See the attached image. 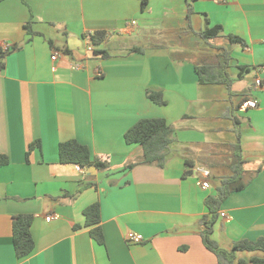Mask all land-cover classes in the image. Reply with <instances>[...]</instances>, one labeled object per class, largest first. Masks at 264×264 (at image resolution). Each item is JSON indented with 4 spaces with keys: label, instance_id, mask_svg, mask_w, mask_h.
<instances>
[{
    "label": "crops",
    "instance_id": "crops-1",
    "mask_svg": "<svg viewBox=\"0 0 264 264\" xmlns=\"http://www.w3.org/2000/svg\"><path fill=\"white\" fill-rule=\"evenodd\" d=\"M190 4L194 30L221 26L217 44L230 51L232 66L254 69V79L234 78L231 91L200 84L195 64L215 52L188 32ZM131 21L137 25L125 33ZM98 31L107 36L93 47L107 58L87 50ZM229 35L244 44H230ZM6 44L0 264H220L204 244L203 221L212 216L207 199L231 174L237 135L247 186L222 203L211 238L227 251L264 239V0H0V49ZM148 91L161 93L166 104L151 101ZM251 99L258 107L240 111ZM148 118L174 129L163 166L142 164L143 147L125 142L126 132ZM70 140L109 168L80 172L62 164L59 147ZM197 167L211 171L207 190ZM96 203L100 223L88 226L84 210ZM19 215L33 217L35 248L23 259L12 234ZM129 232L144 241L128 242ZM240 253L238 260L263 256Z\"/></svg>",
    "mask_w": 264,
    "mask_h": 264
},
{
    "label": "trees",
    "instance_id": "trees-1",
    "mask_svg": "<svg viewBox=\"0 0 264 264\" xmlns=\"http://www.w3.org/2000/svg\"><path fill=\"white\" fill-rule=\"evenodd\" d=\"M145 5V3H144ZM192 5H189V15L187 18V30L196 37L199 42L205 44L215 54L205 55L202 65L195 64V71L199 77L200 84H214L224 85L231 91L233 85V79L230 77L229 70L232 66V56L230 51L217 43L224 38L223 28L221 26L207 27L204 30L196 31L192 27L193 15ZM26 29L28 33L32 32V22H30ZM106 33L103 31L95 32L90 36L93 45L99 46L106 39ZM226 40L230 44H244V41L239 37L229 35L226 36ZM158 47H165L164 45H158ZM138 52H144L143 49H134ZM173 52V51H172ZM92 54L95 56H101L107 58L108 55L101 50L95 49ZM6 53H3L0 49V60H4ZM179 54L173 53L172 58L177 60ZM0 67H3L1 64ZM240 77H243L245 73H250V67H240ZM148 98L158 105H165L166 102L161 93L148 91ZM236 123V122H235ZM174 129L164 119H142L138 121L130 130L125 134V142L128 145L140 144L144 149V156L141 160L142 164H157L163 166L168 156L172 145L175 144ZM237 143L233 146V163L231 166V174L221 180L218 187L217 194L210 196L206 205L211 213V218H206L204 223V230L202 232L204 244L206 248L214 253L220 264H234L236 261L238 264H264V239H259L256 242L239 241L234 243L230 251L222 249L214 240L211 235L213 233L214 224L218 218V211L222 203L234 192L242 191L247 184L245 183V171H244V155L239 142V136ZM35 145L30 146V150L27 157L31 153ZM59 158L62 164H74L81 168H98L108 169V162L102 161L98 158H94L91 154L89 147L79 143L76 140L66 141L60 144ZM8 164L6 157L0 158V167ZM86 217V224L88 226H97L100 223V205L98 203L89 206L84 210ZM33 217L30 215H19L13 221L12 234L13 244L16 255L19 259H23L29 256L34 248L35 243L31 233ZM93 236L102 241V233L99 227L93 228ZM240 252H261L263 256H254L249 260H238L237 254Z\"/></svg>",
    "mask_w": 264,
    "mask_h": 264
},
{
    "label": "built area",
    "instance_id": "built-area-1",
    "mask_svg": "<svg viewBox=\"0 0 264 264\" xmlns=\"http://www.w3.org/2000/svg\"><path fill=\"white\" fill-rule=\"evenodd\" d=\"M137 25L136 21H131L130 23L127 24V26L124 29L125 33H130V31L132 30V28H134ZM10 50V45L6 44L4 46H2L1 51L3 53H7ZM87 50L89 53H92L95 48L93 47V44H91L90 46L87 47ZM59 53L55 54V58H58ZM81 64H73V68L74 69H80ZM257 85H260V80L256 81ZM258 107V102L254 99L245 101L241 106H240V111L242 112H247L251 109H256ZM78 170L80 172H83L84 168H81L80 166H77ZM196 172L201 176V180H200V185L201 188L204 190H207L210 188V178H211V171L205 167H197L196 168ZM222 217H226V213H222L221 215ZM58 215L54 214L51 215L49 217L46 218L47 221H51L52 219H57ZM126 240L132 244H140L144 241V236L138 233H134V232H129L126 236Z\"/></svg>",
    "mask_w": 264,
    "mask_h": 264
},
{
    "label": "rangeland",
    "instance_id": "rangeland-1",
    "mask_svg": "<svg viewBox=\"0 0 264 264\" xmlns=\"http://www.w3.org/2000/svg\"><path fill=\"white\" fill-rule=\"evenodd\" d=\"M152 42H155V41H151L150 43H152ZM150 43H149V44H150ZM157 43H161V41L159 40ZM208 53H211V50H209ZM229 73H230V77H231L232 79L235 78V80H236L237 83L244 82V80L239 79V76H240V75H239L240 70H239L238 68H235L234 66H231V68H230V70H229ZM254 73H255L254 69H251V72H250V73H245V74H244L245 79H246L247 82H248V80H249L250 78L254 79ZM243 253H245V252H243ZM240 254H241V253H240Z\"/></svg>",
    "mask_w": 264,
    "mask_h": 264
},
{
    "label": "water",
    "instance_id": "water-1",
    "mask_svg": "<svg viewBox=\"0 0 264 264\" xmlns=\"http://www.w3.org/2000/svg\"><path fill=\"white\" fill-rule=\"evenodd\" d=\"M95 169V167H92V170H94Z\"/></svg>",
    "mask_w": 264,
    "mask_h": 264
}]
</instances>
